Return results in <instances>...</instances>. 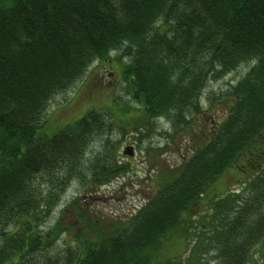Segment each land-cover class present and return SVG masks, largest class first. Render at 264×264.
<instances>
[{
  "label": "trees",
  "instance_id": "obj_1",
  "mask_svg": "<svg viewBox=\"0 0 264 264\" xmlns=\"http://www.w3.org/2000/svg\"><path fill=\"white\" fill-rule=\"evenodd\" d=\"M99 61L118 69L137 114L109 95L121 109L90 108L48 134L43 116L51 99ZM242 64L246 72L212 98L211 107L225 106L221 119L207 133L204 124L186 122L191 108L192 115L200 110L196 101L209 80ZM89 79L86 93L107 88L99 77ZM161 116L172 122L171 148L182 155L171 164L162 148L145 147L155 175L149 174L153 186L143 206L114 224L90 219L75 198L45 232L38 229L73 180L89 181L92 192L129 171L115 157L119 141L110 140L114 117L120 125L133 120L142 142ZM99 136L107 137L103 147L86 162ZM227 169L237 170L240 182L209 198ZM199 207L208 212L188 237L187 254V241L179 240L167 254L164 239L182 223L191 228ZM70 210L74 222L65 219ZM62 235L61 251L47 252ZM209 258L264 264V0H0V264H207Z\"/></svg>",
  "mask_w": 264,
  "mask_h": 264
},
{
  "label": "rangeland",
  "instance_id": "obj_2",
  "mask_svg": "<svg viewBox=\"0 0 264 264\" xmlns=\"http://www.w3.org/2000/svg\"><path fill=\"white\" fill-rule=\"evenodd\" d=\"M114 58H116V56L114 52H112L110 59ZM118 62L120 63V58ZM114 67L115 66L111 67L109 61L95 62L88 68L84 77H82L73 86V88L55 95L54 98L51 99L43 116L44 119L47 117L48 126L46 128V132L48 134L54 132L52 130L56 128L58 129L64 125V122L76 117L78 114L80 115L86 112L90 108L99 109V107L105 105L109 111L113 110L116 112L121 109V105L115 106L110 102L109 95L114 97V99H120L122 102L124 101L126 106L132 107L129 114L136 115L137 113L133 111V108L138 106V103L126 94V82L122 80V77L118 74V69ZM111 70L113 73L110 72ZM246 70L247 65L242 64L224 77L222 76L217 80H209L202 90L201 96H198V102L196 101V107H199L200 110H196L197 112L192 115L191 112L194 108H191L190 113H188L187 118L184 120L192 125L204 124L200 130L202 133H207L212 123H217L223 114H225V110L222 108H225L224 105L221 104V107L218 104H215L211 107V103L214 100L212 98L215 97V95H219L227 91L229 85L237 81L246 72ZM97 77L102 79L101 82L103 83V86L107 85L105 86L107 88L105 89L102 86L98 88L95 87L92 88L89 93H86L84 90L88 84L87 81L90 80L89 78L95 80ZM110 80H112L111 84H109ZM130 118H132V116H130ZM113 119L114 126L110 131L111 133L109 132L111 135L110 140L112 142L113 140L119 141L117 147L118 159L129 163V171L123 177L118 176L115 180L99 185L95 191L92 192H88L89 181L85 182L80 179L73 180L66 187L59 203L54 206L50 213L44 218V223L38 228L41 232H45L52 224H54L57 220L58 212L75 198H78V202L83 206L84 212L90 214V219L97 216L98 218H101L103 222H112L114 224L125 220L133 214L135 210L143 206L146 201L145 199L147 197V193H149V190L153 186L149 174L153 173V175H155L154 172H152L151 167L146 166L144 160L145 147H148V144L162 148L161 153L163 154H161V157H164L169 163L175 164L180 160V154L173 151V148H171L172 142L169 138L170 135H173L174 133L171 121L165 120V118L158 119L157 123H155L157 128H154L150 136L141 142L139 137L143 136H137L135 131H133V120L130 123L120 125L115 117ZM173 125L174 127L178 126V128H181L178 122L173 123ZM121 126L126 127L124 132L121 131ZM104 138L105 136H99V138L89 144L86 150L87 154L85 155V158H88L86 162H88V160H90L97 152L100 151V149H102ZM167 144L170 146L169 152L166 150ZM127 147H130L131 150H133L132 155L125 156L128 154H125L123 149ZM86 173L88 172H85V175ZM240 180L241 175L237 170L227 169L210 186V189L207 191L208 197L210 198L215 195H222L225 190L236 186ZM41 187L45 188V190L47 189L45 184H42ZM207 201L208 199L205 200V203ZM199 209L200 212L192 217L194 222L190 226L191 228L183 230V227H185L186 224L182 223L180 226L178 225L179 228L177 230L173 231L171 235H168L164 239L163 244L168 250L167 254L172 255L175 253V247L172 249V245L175 246L178 240L181 242L182 246L187 241L184 251L185 254H187L188 249L192 245V241L188 239V237L191 234L200 231V222L203 220L205 221L202 216L206 215L208 212L207 208L199 207L196 211H194V213L198 212ZM72 212V210H70V212H66L67 215L65 219H70V221L74 222L75 218L73 217L74 215ZM66 237V235H62L61 238H59V240H57L56 243L48 249L47 252H60L64 246V239ZM207 257L208 254L202 255L201 261H204ZM215 263L216 260L213 258L208 259L207 264Z\"/></svg>",
  "mask_w": 264,
  "mask_h": 264
},
{
  "label": "water",
  "instance_id": "obj_3",
  "mask_svg": "<svg viewBox=\"0 0 264 264\" xmlns=\"http://www.w3.org/2000/svg\"><path fill=\"white\" fill-rule=\"evenodd\" d=\"M127 149H129V148H127ZM127 149L125 150V152H127L128 154H130L131 153L130 150H127Z\"/></svg>",
  "mask_w": 264,
  "mask_h": 264
}]
</instances>
